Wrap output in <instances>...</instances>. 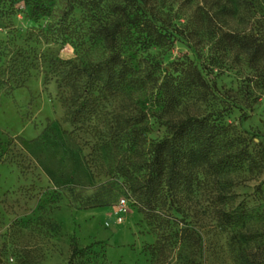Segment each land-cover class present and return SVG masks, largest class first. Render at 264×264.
Wrapping results in <instances>:
<instances>
[{
	"label": "rangeland",
	"instance_id": "rangeland-1",
	"mask_svg": "<svg viewBox=\"0 0 264 264\" xmlns=\"http://www.w3.org/2000/svg\"><path fill=\"white\" fill-rule=\"evenodd\" d=\"M201 4L147 0L144 9L168 28L170 41L156 46L141 39L124 50L137 80L133 102L122 108L119 99L110 98L99 124H108L115 114L144 110L147 144L165 137L166 120L153 113L159 110L153 80H161L176 62L191 60L216 90L204 101H189L180 114H210L231 125L232 135L240 136L238 148L248 153L234 168L199 174L192 189L177 193L155 221L138 211L121 178L103 174L113 151H93L97 139L89 128L73 131L64 121L65 93L55 79L45 80L44 57L79 55L69 40L28 38L57 21L63 4L55 2L51 15L35 19L31 0H17L11 16L0 21V40L8 48L40 58L23 87L0 94V164L11 170L0 183V264H239L235 256L246 246L243 236L264 249V60L251 68L225 40L205 35L196 14ZM249 8L213 20L211 30L252 31L264 39V0ZM70 19L79 25V9ZM103 55L100 44L89 54L95 60ZM123 199L126 210H118ZM162 229L167 247L164 255H154L151 247ZM73 235L83 252L69 262Z\"/></svg>",
	"mask_w": 264,
	"mask_h": 264
},
{
	"label": "trees",
	"instance_id": "trees-1",
	"mask_svg": "<svg viewBox=\"0 0 264 264\" xmlns=\"http://www.w3.org/2000/svg\"><path fill=\"white\" fill-rule=\"evenodd\" d=\"M16 1L0 0V21L11 16ZM253 1L232 0L227 4L225 0H199L202 4L197 5L196 14L205 35L225 40L243 53L251 68L256 69L258 62L264 60V39L260 35L252 31L211 30L213 20H221L225 14L232 16L239 9L249 11ZM55 2L63 4L58 20L31 32L28 38L58 43L69 40L77 47L79 55L73 59L44 57L49 69L45 80L55 79L65 93L64 121L70 123L73 131L89 128L97 139L93 151H113L109 168L103 174L122 179L145 218L150 221L160 219L165 208H171L177 193L192 189L199 174L216 175L246 159L242 155L248 152L238 148L240 136L232 135L235 130L231 125L222 124L210 114H194L188 110L180 114L189 101L195 98L204 101L216 90L215 83L210 82L191 60L176 62L172 71L165 73L161 80H153L156 106L159 107L153 113L165 118L168 132L165 137L147 144L143 133L149 115L144 110L138 114H115L108 124L100 126V117L105 115L102 105L110 98L119 99L122 108L133 102L131 90L137 80L124 50L141 39L163 46L170 41V31L155 14L144 9L147 0H31V16L36 19L51 15ZM209 8L215 9V14L212 15ZM76 9L80 11L79 31L70 19ZM226 11L230 12L227 14ZM96 44L104 51L97 60L89 56ZM39 63L36 54L32 56L21 48L13 52L0 40V94L23 87ZM222 216L229 217L225 212ZM165 232L162 229L157 235L151 247L152 254L164 255L167 247ZM243 241L246 246H240L236 261L262 264L264 249L259 245L251 246L244 236ZM82 252L73 235L69 262Z\"/></svg>",
	"mask_w": 264,
	"mask_h": 264
},
{
	"label": "crops",
	"instance_id": "crops-1",
	"mask_svg": "<svg viewBox=\"0 0 264 264\" xmlns=\"http://www.w3.org/2000/svg\"><path fill=\"white\" fill-rule=\"evenodd\" d=\"M11 170L9 167L0 164V183L4 182L5 175L10 174Z\"/></svg>",
	"mask_w": 264,
	"mask_h": 264
},
{
	"label": "built area",
	"instance_id": "built-area-1",
	"mask_svg": "<svg viewBox=\"0 0 264 264\" xmlns=\"http://www.w3.org/2000/svg\"><path fill=\"white\" fill-rule=\"evenodd\" d=\"M126 200H121V202L119 203L118 205V210H126L125 207H126Z\"/></svg>",
	"mask_w": 264,
	"mask_h": 264
}]
</instances>
